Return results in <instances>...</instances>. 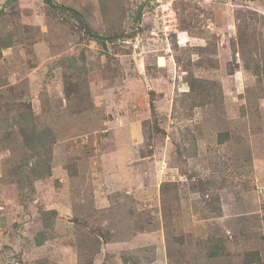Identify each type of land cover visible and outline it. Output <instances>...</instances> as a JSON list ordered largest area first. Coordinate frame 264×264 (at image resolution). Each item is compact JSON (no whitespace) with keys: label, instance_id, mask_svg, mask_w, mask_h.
Here are the masks:
<instances>
[{"label":"rangeland","instance_id":"1","mask_svg":"<svg viewBox=\"0 0 264 264\" xmlns=\"http://www.w3.org/2000/svg\"><path fill=\"white\" fill-rule=\"evenodd\" d=\"M56 1L0 0V264L264 260V0Z\"/></svg>","mask_w":264,"mask_h":264},{"label":"trees","instance_id":"2","mask_svg":"<svg viewBox=\"0 0 264 264\" xmlns=\"http://www.w3.org/2000/svg\"><path fill=\"white\" fill-rule=\"evenodd\" d=\"M12 1V0H9ZM49 4L52 6L62 7V5L56 0H47ZM67 9L74 11L76 14L78 11L74 8L68 7ZM84 27L86 33L97 43L105 42V39L99 37L92 29L91 25L84 18L78 17ZM6 39L1 38L0 44L2 45L0 48V58L2 56V49L5 46H9L7 42H4ZM34 118L26 117L24 119L18 118L17 121L22 122V135L24 136L25 145L28 148L29 160L32 162V170L34 171V175L40 176L41 178L47 177L52 173V144L47 143L44 139L46 133V129H34ZM28 121H33L32 124H28V129L25 130L23 125H27ZM28 160V161H29ZM27 161V162H28ZM39 243H42L41 240L38 239ZM253 253V258L250 257ZM217 254V252L215 253ZM246 263H256V264H264V260L260 257L259 252H247L245 255Z\"/></svg>","mask_w":264,"mask_h":264},{"label":"built area","instance_id":"3","mask_svg":"<svg viewBox=\"0 0 264 264\" xmlns=\"http://www.w3.org/2000/svg\"><path fill=\"white\" fill-rule=\"evenodd\" d=\"M164 29L166 30V34H170L171 32H170V25L168 24V25H165L164 26Z\"/></svg>","mask_w":264,"mask_h":264}]
</instances>
